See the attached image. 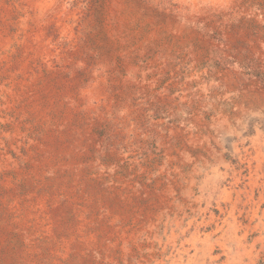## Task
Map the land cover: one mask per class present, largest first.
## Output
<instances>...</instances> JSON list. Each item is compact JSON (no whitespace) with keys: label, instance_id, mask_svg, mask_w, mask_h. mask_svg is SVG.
<instances>
[{"label":"rangeland","instance_id":"obj_1","mask_svg":"<svg viewBox=\"0 0 264 264\" xmlns=\"http://www.w3.org/2000/svg\"><path fill=\"white\" fill-rule=\"evenodd\" d=\"M0 264H264V0H0Z\"/></svg>","mask_w":264,"mask_h":264},{"label":"bare ground","instance_id":"obj_2","mask_svg":"<svg viewBox=\"0 0 264 264\" xmlns=\"http://www.w3.org/2000/svg\"><path fill=\"white\" fill-rule=\"evenodd\" d=\"M244 111V110H243ZM247 113V112H246ZM243 114V113H242ZM222 118V117H221ZM219 129H221V125L219 124L218 126ZM224 135V134H223ZM221 136V135H220ZM215 137V136H214ZM217 139V138H216Z\"/></svg>","mask_w":264,"mask_h":264}]
</instances>
